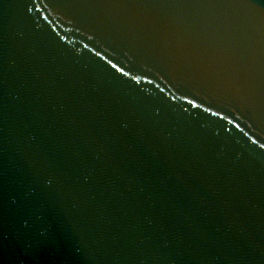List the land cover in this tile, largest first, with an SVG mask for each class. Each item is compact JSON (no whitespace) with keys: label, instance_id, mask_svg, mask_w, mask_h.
<instances>
[{"label":"water","instance_id":"water-1","mask_svg":"<svg viewBox=\"0 0 264 264\" xmlns=\"http://www.w3.org/2000/svg\"><path fill=\"white\" fill-rule=\"evenodd\" d=\"M0 264H264V0H0Z\"/></svg>","mask_w":264,"mask_h":264}]
</instances>
